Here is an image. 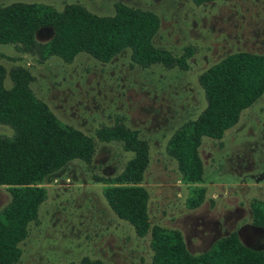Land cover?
Returning <instances> with one entry per match:
<instances>
[{
  "label": "rangeland",
  "instance_id": "1",
  "mask_svg": "<svg viewBox=\"0 0 264 264\" xmlns=\"http://www.w3.org/2000/svg\"><path fill=\"white\" fill-rule=\"evenodd\" d=\"M15 3L44 4L58 12L78 4L100 17L113 16L121 3L156 15L159 29L153 44L176 58L190 53L186 67L144 68L131 61L130 51L108 63L86 54L71 63L55 57L43 61L0 45L4 85L10 88V71L22 67L32 75L35 97L62 123L94 139L96 131L117 122L137 132L148 147L141 186L148 193L150 224L178 231L190 254L207 252L232 233L245 246L264 247V230L253 224L251 213L253 202H264V93L221 139H202V182H184L167 153L175 132L206 108L200 76L230 54H264V0H217L200 6L192 0H0V7ZM51 37L52 30L44 28L36 38L46 42ZM13 134L0 125V136ZM95 141L89 164L72 161L41 184L47 196L19 245L16 264H69L85 258L102 264H152L150 233L139 238L103 196L132 155L120 143ZM196 188L205 195L191 209L187 199ZM9 202L7 188L0 187V212Z\"/></svg>",
  "mask_w": 264,
  "mask_h": 264
},
{
  "label": "trees",
  "instance_id": "2",
  "mask_svg": "<svg viewBox=\"0 0 264 264\" xmlns=\"http://www.w3.org/2000/svg\"><path fill=\"white\" fill-rule=\"evenodd\" d=\"M200 6L217 0H192ZM44 28L52 37L38 42ZM159 29L156 15L131 9L118 3L113 16L100 17L78 4L66 5L58 12L44 4L15 3L0 7V45L15 46L23 54L41 60L55 57L71 63L86 54L108 63L130 51L131 61L141 67L163 65L186 67L187 58L172 57L153 44ZM7 72L0 65V125L9 126L12 137L0 136V187L10 194L9 204L0 212V264H16L21 256L20 243L28 226L37 219L47 192L41 184L72 161L89 164L96 141L120 143L132 155L123 171L103 189V196L118 219L130 224L143 238L150 233L152 264H264V247L253 249L232 233L218 240L207 252L192 255L181 234L151 226L148 216V193L141 186L148 167V147L138 133L117 122L102 127L95 139L62 123L35 97L29 71L13 68L12 82L6 88ZM206 108L195 121L183 125L168 142L167 153L177 163L182 180L199 183L203 165L199 147L203 138L219 140L234 127L241 113L254 105L264 93V54L237 52L226 56L199 78ZM205 190L190 191L187 206L197 208ZM253 224L264 230V202L251 204ZM102 264L87 258L79 263Z\"/></svg>",
  "mask_w": 264,
  "mask_h": 264
}]
</instances>
